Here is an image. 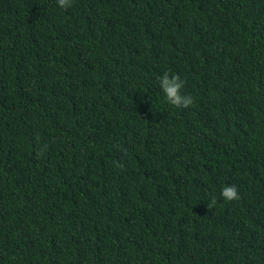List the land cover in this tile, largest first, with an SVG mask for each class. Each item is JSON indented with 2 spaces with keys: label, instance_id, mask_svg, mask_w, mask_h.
<instances>
[{
  "label": "trees",
  "instance_id": "trees-1",
  "mask_svg": "<svg viewBox=\"0 0 264 264\" xmlns=\"http://www.w3.org/2000/svg\"><path fill=\"white\" fill-rule=\"evenodd\" d=\"M0 264H264V0H0Z\"/></svg>",
  "mask_w": 264,
  "mask_h": 264
},
{
  "label": "clouds",
  "instance_id": "clouds-1",
  "mask_svg": "<svg viewBox=\"0 0 264 264\" xmlns=\"http://www.w3.org/2000/svg\"><path fill=\"white\" fill-rule=\"evenodd\" d=\"M55 4L60 9L70 8L72 0H55ZM159 87L163 94V100L169 105L177 108H186L193 103V97L184 93L185 80L180 74L163 71L158 75ZM220 196L225 201L239 199V190L235 183H224L220 189Z\"/></svg>",
  "mask_w": 264,
  "mask_h": 264
}]
</instances>
